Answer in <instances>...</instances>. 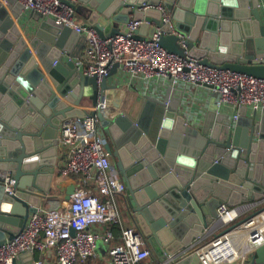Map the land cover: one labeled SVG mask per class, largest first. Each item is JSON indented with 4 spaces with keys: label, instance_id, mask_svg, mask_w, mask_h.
Returning <instances> with one entry per match:
<instances>
[{
    "label": "water",
    "instance_id": "water-1",
    "mask_svg": "<svg viewBox=\"0 0 264 264\" xmlns=\"http://www.w3.org/2000/svg\"><path fill=\"white\" fill-rule=\"evenodd\" d=\"M5 1L20 20L23 6ZM64 1L103 38L128 32L132 19L146 20L155 25L147 34L144 23L136 38H152L160 28L161 45L184 55L182 34L191 56L204 65L264 78V0ZM143 3L162 4L172 23L163 24L159 10L139 11ZM8 8L0 2V169L13 174L16 193L0 184V246L26 226L51 191L60 127L68 118L98 115L105 148L127 188L131 218L159 258L200 237L221 203L264 199V126L248 118L246 107L233 121L213 97L201 131L186 127L178 100L167 106L138 94L139 114H123L111 105L117 86L109 82L119 64L100 84L97 75H85L75 62L79 54L71 46L84 36L38 13V28L23 22L24 35ZM87 99L100 109L78 108ZM155 118L159 123L153 129ZM74 192L72 185L66 200ZM18 260L33 262L35 253H23L14 263ZM184 264L200 263L193 257ZM255 264H264V245L256 250Z\"/></svg>",
    "mask_w": 264,
    "mask_h": 264
},
{
    "label": "built area",
    "instance_id": "built-area-1",
    "mask_svg": "<svg viewBox=\"0 0 264 264\" xmlns=\"http://www.w3.org/2000/svg\"><path fill=\"white\" fill-rule=\"evenodd\" d=\"M17 1L25 13H38L84 36V54L75 62L85 75H97L100 84L119 64L117 72L121 71L129 87L138 93L161 100L156 92L168 89L170 95L162 99L167 106L171 105L173 90H180L182 105L178 113L185 118L187 128L192 129L196 123L194 111L200 104L196 89L215 96L219 111L229 114L233 121L239 119V110L244 107L253 113L264 111V78L204 65L191 56L182 34L179 37L184 55H179L161 45L160 28L152 38L135 37L144 23L150 25L149 21L132 19L127 24L128 32L103 38L94 27L80 24L74 7L64 0ZM152 9L162 12L163 24L172 23V16L162 4L143 3L138 7L143 12ZM100 106L91 110L97 112ZM58 149V180L75 179L68 207L31 213L26 226L0 246V264H15V259L26 252L48 250L56 255L57 264H87L97 257L100 243L108 246V264H184L193 257L200 264H255L256 250L264 245V211L246 217L254 204L221 203L217 216L200 237L159 258L141 230L127 225L122 218L120 204L127 200V188L105 148L98 115L66 119L60 127ZM0 184L10 195L16 193L10 171L0 169ZM261 201L264 203V199ZM212 234L216 237L208 241Z\"/></svg>",
    "mask_w": 264,
    "mask_h": 264
},
{
    "label": "crops",
    "instance_id": "crops-1",
    "mask_svg": "<svg viewBox=\"0 0 264 264\" xmlns=\"http://www.w3.org/2000/svg\"><path fill=\"white\" fill-rule=\"evenodd\" d=\"M0 2L8 8L7 2L5 0H0ZM8 11H9L10 16L13 18L15 24L18 26V28L22 31L24 35H25V32L23 29V22L27 23L29 28H31V30L33 31H35L38 28L39 22L36 20L35 15H32L27 12L26 13L23 12L21 19L17 20L13 16L12 10L8 8ZM76 19L80 24L87 25V21L80 14H76ZM154 25H155L154 22H151L150 25L147 26V30H146L147 34L150 33L151 28ZM85 48H86V45H85V41L83 40L75 41L73 45L71 46V50L73 51V53L74 54L78 53L79 55L84 54ZM69 59H70V56L65 57L66 61H68ZM109 82L111 85L117 86V89L114 90L113 94L111 95V105L119 106L120 107L119 109L124 112H127V113L133 112V115L135 116L138 115L141 110V107H140V103L136 102V98L138 94L140 93H138L137 91L129 87L127 77L121 71H118L116 74H114L109 79ZM177 91H180V90H177ZM196 91H197L196 98L199 97L198 101L200 102V104L199 106H197V108H195L194 112L197 114V118L195 120L196 123H194L193 125L194 127L192 128L201 131L202 127L204 126L206 117H207V112H208L211 100L215 96H209L208 94L205 93V90L203 91L200 89H196ZM156 93L158 94L157 96L161 97V101L163 98L165 99L168 95H170V91L165 88H163L162 90ZM171 96L173 98L171 104L175 100L179 101V106L177 110V112H179V110H181V105H182V93H181L180 98L179 97L177 98L173 90ZM203 105L205 106V108L199 111V108L202 107ZM92 107L93 105L87 99L78 108H81L83 110L84 109L91 110ZM247 116L248 118H253L254 122L257 123L260 127L264 126V111H259L257 113V116H255V113L248 110ZM154 122L155 120L153 121L152 126ZM190 134L193 138H195L196 136L195 133L190 132ZM56 161H57L56 165L58 166L61 163V156L59 153H58ZM72 185H75V179L69 178L61 182L58 180L57 175L54 174L51 191L49 192V194H47V197L42 201L39 210L42 212H45L51 209H63L64 210L65 208H67L69 205V200H66V192H67V189ZM250 204H254V207L252 208L250 212L246 214L247 215L246 217L264 210V203L262 201H252L250 202ZM120 210L123 215L122 218L124 222L127 225L137 227L136 222L131 218L132 216H130L133 214V212L129 208L128 197H127V200L124 199L123 202H121ZM107 249H108L107 245H105L104 243H100L97 257L90 260L87 264H108L107 254H106ZM36 261H43L44 264H57L56 255L54 254V252L49 251V250L35 252V260L33 262L25 263L22 260H18L17 264H35Z\"/></svg>",
    "mask_w": 264,
    "mask_h": 264
},
{
    "label": "flooded vegetation",
    "instance_id": "flooded-vegetation-1",
    "mask_svg": "<svg viewBox=\"0 0 264 264\" xmlns=\"http://www.w3.org/2000/svg\"><path fill=\"white\" fill-rule=\"evenodd\" d=\"M158 123H159V119H158V118H155V122H154L152 128H153V129H154V128H157ZM105 144H106V141H105ZM112 158L114 159V161H115V163H116V159H115L113 156H112ZM118 173H119V172H118ZM119 176H120V174H119Z\"/></svg>",
    "mask_w": 264,
    "mask_h": 264
},
{
    "label": "rangeland",
    "instance_id": "rangeland-1",
    "mask_svg": "<svg viewBox=\"0 0 264 264\" xmlns=\"http://www.w3.org/2000/svg\"><path fill=\"white\" fill-rule=\"evenodd\" d=\"M127 220H128V218H127ZM215 237H216V234H212L210 237H208V241L211 240V239H213V238H215Z\"/></svg>",
    "mask_w": 264,
    "mask_h": 264
}]
</instances>
